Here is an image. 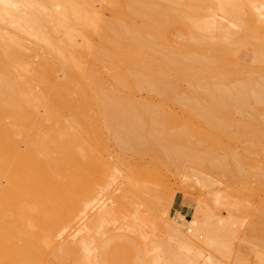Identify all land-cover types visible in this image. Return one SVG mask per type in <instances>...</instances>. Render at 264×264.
Instances as JSON below:
<instances>
[{"label":"rangeland","instance_id":"rangeland-1","mask_svg":"<svg viewBox=\"0 0 264 264\" xmlns=\"http://www.w3.org/2000/svg\"><path fill=\"white\" fill-rule=\"evenodd\" d=\"M87 1L89 3L87 6L88 10L86 11L87 14L89 13L88 17L90 18V24H93V28L91 25L86 26L84 24H80L79 22L76 23V25L78 24V26L76 27L75 36L77 40L75 48L79 58H81V61L83 59V61L86 62H84L85 67H88V65H90L93 74H95L96 77L98 75L97 78H101L98 79L100 80L99 83L101 82L100 85L103 84V87L109 92H116L115 94L122 95L124 97L127 96V98H130L132 101H134L135 99V101L132 103H138L137 111L139 112H146L147 107H150L152 109L156 107L154 109L155 113H157L158 111L161 112V114L160 112L158 114L161 116L160 121L163 126L162 130H166L167 127L172 129L174 127L173 125H175V128H177L179 123L180 125L183 124V126L186 125L187 129L185 128L186 130L183 131L186 132V134L188 132L189 138H191L190 133H192V131L189 129L190 127L191 129H196L197 131H193L194 133L192 134H194L195 136L197 135L196 133H199V135H204V139H207H205L206 142H208V139L209 142H213L214 139L215 141H217L216 139H219L217 141L219 143L215 145L220 146V148L224 147L226 151L230 149L229 152L241 153L245 152L247 149L250 151L253 150L251 154L254 158V165L259 164L258 166H264V131H262L264 125L262 127V123L260 122L261 124L259 123V126H254L255 123L251 122V125L254 126V128H250H253L252 130H254L255 133L252 132V134H254L255 137L252 135L250 136V134L248 135L244 133V131L248 129L247 126L245 127L247 129H243V126L245 124L247 125L248 123V126H250L249 122L253 121L251 119L254 118H251V115L255 114L254 116H259L260 112L262 114V105L255 100L253 101V97L250 96V92L252 89L251 85H253L252 82L254 80H264V65L262 67L261 65L259 66V70L261 71L260 72L257 70L258 64H253L254 60L252 58L255 57V53L250 46V43H252L250 41H252L253 36L249 37V34H251L249 29L251 26V22L250 19L245 18L247 16L249 17L251 12H256V14H259L262 18L259 15L258 17L264 19V13H262L264 12V0H232L236 4L235 5L232 2L234 5V8L232 9L233 11L230 10V8H222L221 6L216 7L215 4H213L214 7L211 4V9V6L209 7V4L205 2L206 0L203 1L204 4L206 3L208 5L205 7V5H202V3V6H200L201 8L203 7V11L201 8L198 9V12L201 11V13H199L200 16L199 14H196L194 15L196 17H193L194 19L197 18L195 23L199 28H194V32L196 31V35H198L196 37H191L192 34H189V32L191 33V31L188 30L190 25L188 26L186 23H184V26V24H182L179 20H176L177 23H174V19H172L173 15L171 16V14H173L174 12L170 13L171 10L174 11L172 7L171 9H169L170 12L168 10H165V12L168 11L165 14L166 16L162 15L163 13H165L162 9H165L166 7L163 8L161 4H166V2L169 0H153L162 7V9L160 8L161 10L157 8L160 7L157 3L151 1L152 3H154L153 5L157 4L154 7L153 5H151V7H153L154 10L155 8H157L156 10L159 9L160 11H156L155 13H153L155 14L153 15L155 16L154 33H151L152 31L149 32L150 29L147 30V28L144 27L147 25V22H144L145 20H140L137 18H135L134 21L128 19H119L120 17L117 15H119L120 12L122 13V10L124 9L122 6L125 5L123 0H91L92 2L90 0ZM210 1L212 2L213 0H208L207 2ZM238 1L240 2L238 3ZM119 4H121V6ZM167 4L171 3L167 2ZM168 6L170 7L172 5ZM115 7H117L118 11H120L119 13L116 11L115 14ZM120 7L121 9H119ZM141 9H146L147 11L148 7H143ZM90 11L94 18L90 17ZM162 11L163 13H161ZM246 11L250 14L246 15ZM157 12L158 14H156ZM242 13H244V16L241 15ZM238 15H241V18H243V20H238L240 21L241 25L236 20V17L238 19H241ZM202 16L203 18H201ZM157 19L158 21L163 20L161 21V26L163 28L160 26L161 28L159 29L161 32H158V30L156 31V28H159L158 24L161 23H158ZM165 20L170 21H168V24H166ZM246 20L248 22H246ZM103 22L104 24H101ZM111 22H121L122 24L125 23L124 25H136V27L139 25V27L137 28L140 30H138L140 37L134 40H130L129 43H127L129 44L127 45V47H117L114 44L113 47L112 42L110 40L105 41L103 36L107 33L108 35H110V29L107 28L106 24H111ZM142 23H145V25L142 26ZM140 25L142 26V28H140ZM79 26L81 28H79ZM263 26L264 24H261V28H259V30L255 32L256 34H258L257 37L259 36V38H262L261 40L264 39ZM77 30L79 31L80 35L82 34L80 36L78 33V37L80 36L79 38L77 37ZM238 31L239 33L237 34ZM100 37L105 42H103ZM80 38H82V40L86 39V41L84 42L86 43L85 45L83 42L79 41ZM190 38L193 39V41H190ZM255 40L259 41V39ZM261 40L260 42H262ZM150 43H153L154 46L156 48H159L160 50L166 48V45L167 47H169V51H167V48L164 50L169 53L174 52L175 60L172 59L167 64L165 62L166 59L163 60L161 57L166 53V51H164L162 55L155 53V65L160 64L159 66H162L164 69H166L165 74H167L164 78L166 79L165 82L167 83L166 86H168L169 91L168 89L165 90L166 86L163 84H156V86L153 87L155 89L154 94L150 90L148 91L146 87H139L136 88V90L132 87H126L129 90L128 91L127 89H125V86L124 88L123 86H121L118 80L123 81L125 79L124 81H131L132 79L130 77L127 78L126 76V78L128 79L127 80L126 78H124L125 76L122 75L121 77L123 78H121L120 76L116 77V75L115 77L112 76L114 75V73L107 70L105 65H103L104 63L96 56V53L98 55L97 51L100 49L99 51L104 50L106 52H109L110 54L113 53L111 51L115 50L114 52L119 56L121 55L120 57H129L130 54L127 53V56L125 52L130 51L131 53L132 51V56L134 58H142L144 57V51H146ZM242 43L245 44L243 45ZM263 44L264 42L261 45ZM87 45L89 48L87 47ZM116 47L117 49H115ZM95 48H97V50H95ZM171 48L173 51L171 50ZM236 48L238 49L236 50ZM120 50L123 52H119ZM99 60L101 61V63ZM103 66L105 67V69ZM254 69H256L257 71ZM94 70L96 71L95 73ZM181 73L182 75H180ZM147 80L150 79L147 78ZM152 80L158 81L159 78H154ZM102 81L104 82L102 83ZM246 83L248 84V86ZM117 86L119 88L122 87L123 89L120 88L119 90ZM116 88H118V90ZM121 89L123 91H121ZM175 90H177V92ZM163 91H167L169 92V94L167 96H161V93H163ZM170 95H172V97ZM93 100V102L91 101V104L92 106H96L97 108L99 104H94V102H98H96L97 100L95 99ZM149 104H151V106ZM165 121L166 123L168 122V125L170 126L166 124V128L164 129ZM213 123L214 125L215 123L217 124L215 126L213 125L214 127H210V125L212 126ZM218 124L219 126H221V129L220 127L218 128L219 131H217L218 129L216 128L218 127ZM260 125L262 127L261 130ZM162 126H160V128ZM183 126L181 127L183 128ZM223 126L226 127L222 128ZM238 127L242 128L244 131L241 129L242 131L240 132V129ZM255 127L257 129H255ZM205 129L206 131H203ZM195 136L193 137L194 139ZM255 139H258L260 142L258 141L259 143H257ZM205 140H203V144H205ZM104 142L106 144V149L108 146V151H104L106 153H102L101 155V157L103 158H99L98 163L100 167L95 169L94 171L87 172L86 170V172L78 171L75 173V175L77 176L85 177L87 175L90 177H88L90 180L86 178L87 186H85V188L83 186L81 188L75 189V191H77L78 193L80 192V195L82 196L79 197V194L77 193L78 195L76 197L78 199H70L69 201H67L68 203L66 202L63 204H59V202H56L54 205V202H48L50 204L49 205L47 202L43 201H39V203L38 201H30L32 204L30 202L29 204H27L33 209L36 207L35 211L32 210L31 207L29 208V206H27L28 211L31 209V211L28 212V220L31 223L33 217L41 215V207H47L50 209L52 208L48 211L50 212V216L52 219L60 216L62 218L65 217L66 221L70 220V222L65 225L66 227L63 230L64 232H62L61 227H59L60 225H57L54 230H51L52 233L49 231L48 233H45V236L44 234L40 236L41 238L43 237L42 240L40 237H37V239L33 238L31 235L32 230H30L32 229V226L28 228V264H34L33 262H35V264H42V262L43 264H76V262L77 264H82L84 262L86 264H257V255L261 254L264 257V247L261 248V246H259V244H262V246H264V239H260L258 237L261 236V233L259 232L261 231V227L263 228L262 237L264 236V227L260 226L261 223H263L264 225V181L263 183L261 182L262 186L260 183H258L260 184L259 186L255 183V181L251 180H254V177H251V179L248 180L247 183V185L251 184V193L248 192V195V190H243V194L246 191V193L243 195L239 191V189L242 191L243 185L238 181H234L237 184L233 183V185H231L230 182L232 181H229L226 176L218 175V173L220 172L218 169H214L216 170L215 173V171H212V167H210L212 169L211 171L207 170L208 168H204L205 170H202L201 167L196 168L189 158H183L182 164L177 165L176 162L174 163L168 160H162L161 158H159L161 159L159 160V156L154 155V153L152 152H148L146 153L147 155H142V157L140 156V158L135 157L137 155H130V152H124L122 154L121 150L117 147L116 143L111 140V138H105ZM205 145H207L208 148V145L210 147L212 143L211 145L209 143ZM215 145H212L213 148H210L213 149V154L214 151L217 152V155H219L218 153H225V150L223 149H221L223 150V152H220V150L217 151L218 147L216 148ZM258 145H260V148ZM225 147H227L228 149ZM250 147L253 148L251 149ZM151 155H154L155 159L154 156ZM156 158L158 159V161L156 160ZM101 159L103 161V164ZM114 160H116L117 162ZM106 161L107 165H104L106 164ZM123 164L125 166H123ZM93 181L95 184L93 183ZM228 181L230 184L228 183ZM249 181L252 182L249 183ZM234 184L236 187H234ZM225 187L227 188L225 189ZM60 189L61 192H65L67 190L66 186ZM86 189L88 190V192ZM229 191L234 194V196L231 195ZM228 195H231L232 197L229 198L230 201L233 199L230 202V205L233 208L231 216L229 215V212L231 213V210L227 207V203L225 204L224 200L228 197ZM86 196H88V199H86ZM224 196L227 197L224 198ZM90 197L91 200L89 199ZM173 197L179 198L181 200L183 208L186 211V214L183 215L184 217L190 219L192 218L193 220L197 218L195 219L196 221H194L195 225L193 224L192 226H190L191 228L189 227V230L184 229L183 225L181 227L183 231H180L179 233H173L165 229V224L171 222V218L175 217L177 214L171 206ZM236 197H239L238 199L240 200L236 199ZM79 200L83 202L81 203ZM73 201L77 202V204L74 205ZM83 204H85V206ZM236 204L238 206H236ZM64 205H66L65 207L67 209L64 207ZM67 206H70L71 209H69L70 207L68 208ZM59 207H64L66 211L55 210ZM197 209L198 212H196ZM67 210L71 213L69 212L67 214ZM74 210L76 211V213ZM113 210L115 212H113ZM48 212L46 214H49ZM195 212L198 214V217L196 216ZM66 214L71 215L72 219L70 216L69 219ZM48 226L46 225V228ZM79 226H81V228ZM57 228L59 231L57 230ZM203 229H205L206 231ZM207 230H209L210 234ZM55 232L60 234V236ZM53 233L56 235V238H53V236H55ZM204 236H207L209 239L211 238L210 241L207 242L205 239L206 237ZM44 238H49L47 239V241L50 240V242L43 240ZM66 239L69 242L71 241V250L74 251H72V258H70V260L65 257L64 254L61 255L63 258L60 256V254L56 255V249ZM31 240L35 244H33ZM51 240H55L56 243ZM259 241H261V243H259ZM51 242L52 244H55L52 245ZM38 243L40 245H44L35 246L38 245ZM48 243L51 245V247ZM48 245L49 247H47ZM57 245L59 246L57 247ZM37 247H39V249L41 247L42 250L40 249V251H42L43 257L39 256L41 255V253L38 252L39 250ZM159 247L162 251L159 249ZM32 250L35 252L37 251V254L35 252V254H33ZM49 250L51 252H49ZM36 256H39L38 258H40L41 260H38L41 263H36V261H38L36 260ZM74 258L76 259V261ZM44 259H46L45 263ZM47 260L49 261V263H47Z\"/></svg>","mask_w":264,"mask_h":264},{"label":"bare ground","instance_id":"bare-ground-1","mask_svg":"<svg viewBox=\"0 0 264 264\" xmlns=\"http://www.w3.org/2000/svg\"><path fill=\"white\" fill-rule=\"evenodd\" d=\"M123 1L125 5L122 6L124 8L122 10V13L118 11L117 7H115L116 8L115 10L113 9L115 11V14H116V11L118 13L120 12L119 15H117L120 17L119 19H126V20L128 19V20L134 21V19L137 18L140 20H145L144 22L145 23L147 22V25L144 26L145 23L144 24L142 23L143 24L142 26L146 27L147 30L150 29L149 32L152 31L151 33H154V30H155L154 29V26H155L154 17L155 16L153 15L155 14L153 13H155L156 11L160 12L159 9L160 8L162 9V7L163 8L166 7L165 9H162L164 10V12L165 10L169 11V9H171L172 7L174 11L171 10V12L170 11L169 12L170 13L174 12L173 14H171V16L173 15L172 19H174V23L176 22V20H179L181 21L182 24L186 23L188 26L190 25L189 26L190 29L188 27L186 28H188V30L191 31V33L189 32L190 35L192 34L191 37L198 36L196 35V31L194 32V28L199 29L198 25L195 23L197 18L194 19L193 17H196L194 15L201 13V11L198 12L199 11L198 9L201 8L202 5L203 6L205 5L206 7L209 4V7H210L212 4V6L214 7L213 4H215L216 7L221 6L222 8H230V10L234 8L233 7L234 2L232 0H213L212 2L210 1L211 3L207 2L208 0L206 1L205 0H169V1L166 0L168 3H171V4H167V2L166 4L160 3L162 7L157 2H154L153 0H126V1L123 0ZM151 1H153L154 3H157L158 6H160V7H157L159 8L158 10H156L157 8H155L154 10L153 7L156 6L157 4L153 5L154 3H152ZM203 1H205L208 4L206 3L204 4ZM239 2L240 1H238V3ZM88 3L89 2L87 0H0V264H28V252L29 251H28V246H27V243H28L27 234H29L28 233L29 227L32 226V229H30L32 230L31 235L33 238H36V239L37 237H40L43 234L45 236V233H48L49 231L52 233L51 230H54L57 225L58 226L60 225L59 227H61L62 232H64L63 230L66 227L65 225H67L70 222V220L66 221L65 217L62 218L60 216L55 219H52L50 216V212H48L52 208L50 209L47 207H41L40 208L41 215L40 216L37 215V217L36 216L33 217L32 223H31L28 220V215H29L28 212H30L31 209L28 211L27 206L29 205L27 204H29L30 201H38V203L39 201H43L47 203L54 202V205L56 202L57 203L59 202V204L60 203L63 204L69 201L70 199L77 198L76 196L78 194H79V197L82 196L80 195V192L78 193L77 191H75V189L81 188L83 186L85 188V186H87L86 178L89 179L90 177L87 175H86L87 177L77 176L75 175V173L78 171L86 172V170L87 172L94 171L95 169L100 167L98 160L99 158H103L101 157V155L102 153H106L104 151H108L107 150L108 146L106 149V144L104 142L105 138H111V140H113L116 143L117 147L121 150L122 154L124 152H130V155L131 154L134 156L137 155L135 157L140 158V156L142 157V155H145L148 152H152L154 153V155L159 156L158 159L161 158L162 160H168L174 163L176 162L177 165L182 164L183 158H189L191 159V162L194 164L196 168L201 167L202 170L204 168H208L207 170L209 171L213 169L212 171H215V173H216V170L214 169H218L221 172L220 173L218 171L219 172V173L217 172L218 175L226 176V178L229 181H232L230 182L231 185H233V183H236L234 181H238L243 185V189L241 187L242 191L239 189L241 193L244 192L243 190H246V191L248 190L247 193L248 192L251 193L250 191L251 184H248L249 188L247 185L248 180H250L251 177L252 178L254 177V180L253 179L251 180L255 181L256 184L258 183L261 184V182L263 183L264 181V166L263 167L258 166L259 164L254 165V158L251 154L253 150L250 151L247 149L245 152L236 153V152H229L230 150L229 149L227 150L228 151L227 152L224 149V147L220 148V146L215 145L219 143L217 142L219 139H216L217 141H215L214 139L213 142L212 141L209 142V139H208V142H206L207 139L206 138H205L206 140L204 139L203 137L204 135H201V134L199 135V133H196L197 135L195 136L192 133H194L193 131L197 132L196 129L193 130L190 127L189 129L192 131V133H190L191 138H189L188 132L186 134V132L183 131L187 129V126L185 125L186 126L185 127L183 126V124L180 125V123L177 127L178 129L175 128V125H173L174 127L173 126L172 127L176 130H174L173 128L172 129L168 128V127H167L168 130H167L166 124L168 125V122L166 123L165 121L164 129L166 128V130H162L163 126L160 121L161 116L158 114L160 111L155 113L154 109L156 107L154 109L147 107L146 112L145 111L139 112L137 111L138 103L136 104L132 103L135 101V99L134 101H132L130 98H127V96L124 97L122 95L115 94L116 92L115 93L109 92L103 87V84L100 85L101 82L99 83L100 80L98 79H101V78L100 77L97 78L98 75L96 77V75L93 74V72L91 71L90 65H88L90 69L87 66L85 67V64H84L85 61H83V59H82L83 62L81 61V58H79L76 48H75L76 40H77L75 36L76 27L78 26V24L76 25V23L79 22L80 24H84L86 26L91 25L90 20H89L90 18L88 17L89 13L87 14V11H86L88 10L87 8ZM119 5L121 6V4ZM151 5H153V7H151ZM168 5H172V6L169 7ZM212 6H211V9H212ZM143 7H148L147 11L146 9L142 10L141 8ZM119 9H121V7ZM247 11H246V15L250 14L249 12L247 13ZM158 12L156 14H158ZM166 12L163 13L162 11L161 13H163L162 15L164 16ZM90 15H91L90 16L91 18H94L91 14V11H90ZM241 15L244 16V13H242ZM241 15H238V16L241 18ZM250 15L249 17L247 16L246 18L245 17L244 18L250 19V22H251V26L249 28L251 34H249L250 35L249 37L253 36V39L252 41H250L252 42L250 43V46L254 50V53H255V57H253L252 59L254 60L253 64L254 63L255 65L258 64L257 70L260 71L259 66L261 65L262 67L264 65V47H263L264 44L261 45L264 42V39L261 40L262 39L261 37L260 38L259 36L257 37L258 34H256L255 32L258 31L259 28H261L260 27L261 24H264V19H261L262 17L259 14L258 15L261 18L258 17L256 12L255 13L251 12ZM201 18H203V16ZM236 20L237 21L243 20V18L238 19L236 17ZM161 21H158L157 19L158 23ZM165 21H166V24H168L167 23L168 21L167 20ZM246 22L248 21L246 20ZM238 23L241 25L240 21H238ZM101 24H104V22ZM124 24H122L121 22L120 23L111 22V24H106L107 28L110 29L109 30L110 35H108V33L106 35L104 34L103 35L104 40L105 41L110 40L112 42V46L114 44L117 47H127V45H129L127 43H129L130 40H134L140 37L138 33L139 29L137 28L139 27V25L136 27V25H131V23H130L131 26H127ZM161 24L162 22L158 24L159 28H156V31L157 30L158 32L160 31L159 29L162 27ZM91 26L93 28V24ZM142 26L140 25V28H142ZM79 28L81 27L79 26ZM78 33L79 31L77 32V37H78ZM238 33L239 31L237 32V34ZM82 38L80 39L82 40ZM80 39H79L80 42L84 43L86 41V39L82 41ZM255 39H259V41ZM260 40L262 42H260ZM190 41H193V39H191ZM192 43H191V46H192ZM85 44L86 43H84V45ZM117 47L115 49H117ZM165 47L167 48V51H169L168 50L169 47H167L166 45ZM166 48H163V50H160L159 48H156L153 43H150L146 51H144L145 52L143 54L144 57L142 58H134L132 56V51L130 53V51L128 50H127L128 52H125V53L126 54L129 53L130 54L129 57H126V56L120 57L121 55L119 56L118 54H116L114 52L115 50L111 51L113 53L110 54L109 52H106L104 50L99 51L100 49L97 51L98 55L96 53V56L104 63L102 64L105 65L107 70L114 73V75L112 76L115 77L116 75V77H119V76L121 77L122 75V76H125L124 78H126L127 76V78L130 77L132 79L131 81H129L126 78L128 81H124L125 79L122 81V80H118L119 79L118 78L117 80L119 81L121 86H123V88L124 86H125V89H127L126 87H132L136 90V88H139V87H146L148 91L150 90L154 94L155 89L153 87L156 86V84H160V85L163 84L165 86L167 84L165 82L166 79L164 78L165 75L167 74V73L165 74L166 69H164L162 66H159L160 65L159 63H156L159 65H155L154 63V61L156 60L155 53L162 55L164 51H166L164 50ZM237 49L238 48H236V50ZM95 50H97V48H95ZM167 51L165 54L161 56L163 60L166 59L165 61L166 64L175 58L174 52L169 53ZM119 52H123V51L120 50ZM167 66H170V65H167ZM95 70H94V73L96 72ZM180 75H182V73ZM147 78H149L150 80H147ZM154 78H159V80L158 81H156L157 79L152 80ZM103 82L104 81H102V83ZM252 84L253 85H251L252 86L251 92L250 91L248 92H250L251 95L250 94L249 95L253 97V101L255 100L256 102L262 105V114L260 112L259 116L256 115L257 117L254 116L255 114L251 115V118H254V119H251L253 121L249 122L250 126H248V123L247 125L246 124L244 126L242 125L243 129H247L245 128L246 126L248 127V129H251L250 127L254 128V126L256 125L259 126L260 122L262 123V127L264 125V80L263 81L254 80ZM118 88L116 89L118 90ZM122 89L121 91H123ZM167 89H168V86H166L165 90ZM173 90H174V87H173ZM175 91L177 92V90ZM168 94L169 92L163 91V93H161V96H167ZM170 96L172 97V95ZM93 99L97 100L96 102H98V103L94 102V104L96 105L99 104L97 108L96 106L94 107L91 104L94 101ZM149 105L151 106V104ZM254 120H257L259 122L254 121ZM251 122H254L255 125L252 126ZM216 124L217 123H215V125ZM213 125L214 123L212 124V126L210 125V127L215 126ZM160 126L162 127L160 128ZM181 126H183V128ZM242 126H239V127H242ZM219 127L221 129V126H219L218 124V127L216 128L218 129ZM225 127L223 126L222 128H225ZM262 127L260 125V130L262 129ZM201 129H204V128H201ZM239 129H240V132L243 130L242 128H239ZM248 129L245 130L246 132L243 130L244 133L248 135L250 134V136L251 135L254 136V134H252V132L255 133L254 130L252 129L248 130ZM255 129L257 128L255 127ZM203 131H206V129ZM217 131H219V129ZM262 131H264V127ZM193 135L195 136V139L193 138L194 137ZM203 140H205V144L209 143L211 145L212 143L213 146L215 145L216 148L218 147L217 151L220 150V152L221 151L223 152V150H225L224 151L225 153L223 154L218 153L219 155H217V152L214 151V154H213V149H210V148H213L212 145L210 147L208 145V148H207V145L203 144ZM255 140L257 141V143L260 142L258 139H255ZM258 146L260 148V145ZM250 148L252 149L253 147H250ZM154 155H151V156H154ZM154 159H155V156H154ZM158 159L156 158L157 161ZM102 164H103V161H102ZM104 165H107V161H106V164ZM123 166L125 165L123 164ZM210 167H212V169ZM91 177H92V174H91ZM252 181H249V183ZM260 184L258 185L260 186ZM64 186H66L67 190L65 192L63 191L61 192L60 188ZM234 187H236L235 184H234ZM226 188L227 187H225V189ZM230 194L234 196V194H232L231 192ZM231 195L230 196L228 195V197L226 196L227 198L224 196V198H226L224 199L225 204L227 203V207L231 210V213L229 212L230 216L232 215V211H233V208L230 205V202L233 199L231 201L229 199ZM86 197H87L86 199H88V196ZM238 198L239 197H236V199ZM89 199L91 200V197ZM79 201L81 203L83 202L81 200ZM73 203L74 205L77 204V202H74V201ZM237 204L236 206L239 205ZM49 205H46V206H49ZM83 205L85 206V204ZM232 205H233V202H232ZM65 206L66 205H64V207ZM30 207L31 206H29V208ZM64 207H59L55 210H60V211L65 210L66 207L65 208ZM69 209H71V207ZM32 210L36 211V207L34 209L32 208ZM47 212L49 214H46ZM69 212L70 211L67 210V214ZM113 212L115 211L113 210ZM196 212H198V209L196 210ZM69 216L71 217V215H67V217ZM196 216L198 217L197 213H196ZM195 219L193 220L192 218L191 219L186 218L182 214L177 212L176 216L171 218V222L165 224V229L173 233H179L180 231H183V229L181 228L183 225L184 229L189 230L190 226H192L193 224L195 225L194 223V221H196ZM46 225L47 226L49 225V226L46 228ZM260 226L264 227L263 223H261ZM79 227L81 228V226ZM262 229L263 228L261 227V231H259L261 233V236H258L260 239H264L263 238L264 236L262 237V231H263ZM207 231L209 232V230ZM55 233L58 234L57 232ZM58 235L60 236V234ZM204 237H206L205 239L207 242H209L211 239V238L209 239L207 236H204ZM53 238H56V235L53 236ZM47 239L44 238L43 240L47 241ZM41 240H38V241H41ZM55 240L54 241L51 240V241L55 242ZM48 241L50 242V240ZM70 242L66 239L64 240L63 243L61 242L62 244L60 246L57 245V247L58 246L59 247L58 248L56 247L57 248L56 255L60 254L61 256L64 254V256L70 260V258H72V251H73L71 250ZM32 243L35 244L34 242ZM259 243H261V241H259ZM39 245L40 244L38 243V245H35V246H39ZM49 245L47 247H49ZM259 246H261V248L264 247L262 246V244L261 245L259 244ZM37 248L39 250L38 252L41 253V255H39V253L38 255L43 257V253L42 251H40L41 247L40 249L39 247ZM44 251H47V250H44ZM34 252L35 251H33V254L35 253L37 254V251L35 253ZM49 252L51 251L49 250ZM49 254H46V255H49ZM80 256H81V253H80ZM38 257L37 259L36 258L35 259L36 260L40 259ZM257 258H258L257 264H264V257L261 254L257 255ZM46 259H44V263L46 262ZM38 262L40 261L39 260L36 261V263ZM33 263L35 264V262ZM47 263H49V261ZM82 264H86V263L84 262Z\"/></svg>","mask_w":264,"mask_h":264},{"label":"crops","instance_id":"crops-1","mask_svg":"<svg viewBox=\"0 0 264 264\" xmlns=\"http://www.w3.org/2000/svg\"><path fill=\"white\" fill-rule=\"evenodd\" d=\"M171 206H172L173 210H175L176 213L178 212L182 215L186 214V211L183 208V204L179 198L173 197Z\"/></svg>","mask_w":264,"mask_h":264}]
</instances>
